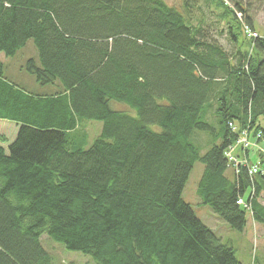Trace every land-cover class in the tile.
I'll return each instance as SVG.
<instances>
[{
	"label": "trees",
	"instance_id": "obj_1",
	"mask_svg": "<svg viewBox=\"0 0 264 264\" xmlns=\"http://www.w3.org/2000/svg\"><path fill=\"white\" fill-rule=\"evenodd\" d=\"M213 1L233 42L243 24L255 29L236 15L243 5ZM190 6L0 0V53L29 41L38 51L25 66L33 86L0 61V264H54L43 235L95 264H245L183 193L201 162L204 205L236 230L249 210L264 223V171L250 147L238 168L225 155L246 130L264 138V34L229 53L193 25ZM84 119L103 123L88 148L73 140ZM202 132L213 137L204 153Z\"/></svg>",
	"mask_w": 264,
	"mask_h": 264
},
{
	"label": "rangeland",
	"instance_id": "obj_2",
	"mask_svg": "<svg viewBox=\"0 0 264 264\" xmlns=\"http://www.w3.org/2000/svg\"><path fill=\"white\" fill-rule=\"evenodd\" d=\"M170 6L183 9L185 0H165ZM191 6L188 8L191 11L190 17L194 26L200 25L204 29V33L207 37L214 38L218 43H220L224 49L229 53H236L239 51L245 52L247 50L246 44L244 45L243 40L246 37L251 40L256 37H249L242 28L241 39L236 42L231 40L230 27L228 25V19L223 17L224 8L213 0H189ZM225 3L229 6L235 8L236 4H241L245 8V12L236 13L238 18H248L251 19L252 25L255 27V32L258 37L264 34V0H225ZM226 13V12H225ZM243 26V25H242ZM244 27V26H243ZM246 36V37H244ZM257 37V38H258ZM251 38V39H250ZM37 47L34 45L33 41H29L27 46L20 50L15 57H5L3 53H0V61L4 63L5 75L11 77L16 74V76H24L27 82L31 84L26 86L35 85L34 78L27 73L25 68L28 59L38 58ZM28 75L30 76L28 78ZM15 77V76H14ZM16 78V77H15ZM16 80V79H15ZM17 81V80H16ZM38 88V87H37ZM33 89V88H29ZM34 90V89H33ZM111 107L116 109H123L124 106L119 102L115 101L111 103ZM132 112L131 109H129ZM135 114V112H133ZM210 120L214 121L216 118L213 114H210ZM264 125V120H262ZM103 123L98 120H88L84 119L82 125L76 133H74V146L83 145V147H90L96 140V138L101 134L103 130ZM155 130L160 129V126H153ZM251 130V129H250ZM252 131H249L251 135ZM241 136V135H240ZM210 134L200 133L195 136L196 142L202 148V153L207 151L211 146L209 142L211 138ZM248 137V136H247ZM240 138V137H239ZM249 138V137H248ZM84 140V142L82 141ZM250 149L248 151L250 164H258L260 168L264 171V158L261 162L260 150H264V138L256 141V137L253 134L249 138ZM219 143L221 140L218 141ZM73 148V147H71ZM75 148V147H74ZM246 149V148H245ZM240 152L239 160L245 157L246 151L241 147L237 150ZM261 162V164H260ZM204 165L201 162H196L194 169L190 174V179L188 180L185 190L183 193V199L188 202L197 217L204 222L205 225L210 227L216 235L225 244H231L236 250L237 257L245 264H264V223L257 222L252 218V214L249 210L247 215L248 224L244 231L233 229L228 222L220 218V216L213 211L208 205H204L202 199L200 198L198 185L202 179L204 173ZM228 176L232 179L233 171L231 168L228 169ZM259 202L264 206V191L259 195ZM43 246L49 250L54 258V264H95L91 257L85 256L81 252H75L72 250H67L60 242L54 241L52 238L43 235L42 237Z\"/></svg>",
	"mask_w": 264,
	"mask_h": 264
},
{
	"label": "built area",
	"instance_id": "obj_3",
	"mask_svg": "<svg viewBox=\"0 0 264 264\" xmlns=\"http://www.w3.org/2000/svg\"><path fill=\"white\" fill-rule=\"evenodd\" d=\"M244 26V30L245 32L248 34L249 37H258L257 33L255 32L254 29H252L251 27L243 24ZM253 37V38H254ZM251 39V38H250ZM248 136V133H247V130L244 131V134H242L239 138V140L237 141V143H235L232 147H230L225 155L227 156L229 162L233 163V165H235L237 168L240 167V165H246V161H243V160H239L238 156L235 154V150L237 149L238 146H242L244 149L245 148H248L250 146V140L249 138L247 137ZM264 152V150H263ZM250 174L252 173H256L257 172V168H251L250 169ZM243 201H239V203L241 204Z\"/></svg>",
	"mask_w": 264,
	"mask_h": 264
},
{
	"label": "crops",
	"instance_id": "obj_4",
	"mask_svg": "<svg viewBox=\"0 0 264 264\" xmlns=\"http://www.w3.org/2000/svg\"><path fill=\"white\" fill-rule=\"evenodd\" d=\"M13 75L16 77V78H15L14 76H12L13 79H14V80L16 79L17 82H19V83H21V84H24V85H29V84H31L30 82H27L26 79H24V76H25V75H24V76H18V77L16 76V74H13ZM35 85H36V84H35Z\"/></svg>",
	"mask_w": 264,
	"mask_h": 264
}]
</instances>
